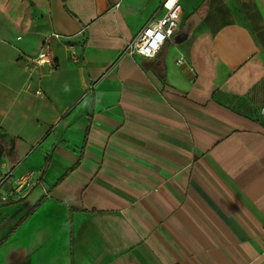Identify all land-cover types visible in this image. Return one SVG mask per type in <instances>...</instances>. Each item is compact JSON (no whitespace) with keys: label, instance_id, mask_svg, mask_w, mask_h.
<instances>
[{"label":"crops","instance_id":"crops-1","mask_svg":"<svg viewBox=\"0 0 264 264\" xmlns=\"http://www.w3.org/2000/svg\"><path fill=\"white\" fill-rule=\"evenodd\" d=\"M165 1L0 0V264H264V0Z\"/></svg>","mask_w":264,"mask_h":264},{"label":"built area","instance_id":"built-area-1","mask_svg":"<svg viewBox=\"0 0 264 264\" xmlns=\"http://www.w3.org/2000/svg\"><path fill=\"white\" fill-rule=\"evenodd\" d=\"M116 5L118 7L120 2ZM164 7L163 14L161 16H153L127 44L123 51L125 55L153 58L159 53L167 40L174 35L179 28L183 9L182 0H166ZM54 35L59 36L57 33H54ZM35 61L37 64H51L52 57L48 52H41ZM260 111L264 114V107ZM0 199L6 201L8 200V195L2 194Z\"/></svg>","mask_w":264,"mask_h":264},{"label":"trees","instance_id":"trees-1","mask_svg":"<svg viewBox=\"0 0 264 264\" xmlns=\"http://www.w3.org/2000/svg\"><path fill=\"white\" fill-rule=\"evenodd\" d=\"M44 198H41L26 214L23 218H21L18 223L6 234V236L0 241V245L3 244L9 236H11L18 228L21 226L27 218H29L37 208L42 204Z\"/></svg>","mask_w":264,"mask_h":264},{"label":"rangeland","instance_id":"rangeland-1","mask_svg":"<svg viewBox=\"0 0 264 264\" xmlns=\"http://www.w3.org/2000/svg\"><path fill=\"white\" fill-rule=\"evenodd\" d=\"M184 0H182V2H183ZM185 1H188V0H185ZM189 1H191V0H189ZM2 147L3 146H0V155L2 156L3 155V153H4V151H3V149H2ZM5 178V179H4ZM1 181H0V185L1 186H4V185H6V180L8 179V178H6V177H4ZM4 184V185H3ZM21 194V192H19V193H17V195H20ZM2 235H3V233H0V238L2 237Z\"/></svg>","mask_w":264,"mask_h":264},{"label":"water","instance_id":"water-1","mask_svg":"<svg viewBox=\"0 0 264 264\" xmlns=\"http://www.w3.org/2000/svg\"><path fill=\"white\" fill-rule=\"evenodd\" d=\"M186 72H190L188 69H187V71Z\"/></svg>","mask_w":264,"mask_h":264}]
</instances>
